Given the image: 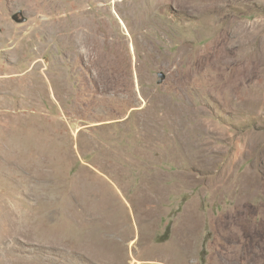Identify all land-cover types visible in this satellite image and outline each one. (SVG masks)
<instances>
[{
	"label": "rangeland",
	"instance_id": "rangeland-1",
	"mask_svg": "<svg viewBox=\"0 0 264 264\" xmlns=\"http://www.w3.org/2000/svg\"><path fill=\"white\" fill-rule=\"evenodd\" d=\"M214 1L0 0V264H264V0Z\"/></svg>",
	"mask_w": 264,
	"mask_h": 264
},
{
	"label": "bare ground",
	"instance_id": "bare-ground-1",
	"mask_svg": "<svg viewBox=\"0 0 264 264\" xmlns=\"http://www.w3.org/2000/svg\"><path fill=\"white\" fill-rule=\"evenodd\" d=\"M22 1L23 0H11V2L15 3V4H20V2H22ZM157 1H158V3H163V0H157ZM170 1L174 2V6L178 9V11H180V13H181V11L190 12L191 14L196 15V19L199 22H203V23H205L206 21H208L210 19L207 16L213 14L220 7L218 5V2H215L214 0H169V2ZM207 18H208V20H207ZM226 31L229 32V29L225 30V32L221 36L218 37V42L217 43H221L222 44V53L220 54L219 58L216 57V59H215V61L218 62L219 65L222 66V67H219V69H223V70H226V69L228 70L230 68V67L228 68V66H229L228 64L231 63V62H230L229 59H228V61H229L228 62L227 58H228V51H230L232 49V44H233V40H232V42L230 41V37L227 36ZM232 34L233 35H237V29L232 30ZM252 38H253L252 32H249V31L246 32L244 30V33H243V42L245 41L244 45H249L251 43L250 40ZM248 39H250V40H248ZM256 55H254L255 56L254 58H252V57L248 58V60H247L248 63L247 64H250V63L258 64V62L255 61L258 58V57H256ZM224 64H225V66H223ZM246 67H245L246 72H248L249 69H247ZM245 69H243V68L240 69L237 73H235L233 78H231L232 72L229 73V74H225L223 72L221 74V76L217 77V83L220 84V87H221V89L224 92L228 93L231 90L232 87H235V86L239 85L242 82V80H243L242 76L244 75L243 73H245ZM177 83H178V85H182L183 86V85H185L187 83V80L183 77V78L179 79L177 81ZM218 88H219V85H218ZM163 104H161V105H163ZM165 111H167V109ZM168 111L169 112L171 111V114L169 113L170 115L169 116L166 115V116H168V118H170L171 120L175 121L176 123L180 124V118L182 117V115L184 114L185 111L182 108H179V107L168 108ZM188 132H190V131H188ZM191 144H192V142H191Z\"/></svg>",
	"mask_w": 264,
	"mask_h": 264
},
{
	"label": "water",
	"instance_id": "water-1",
	"mask_svg": "<svg viewBox=\"0 0 264 264\" xmlns=\"http://www.w3.org/2000/svg\"><path fill=\"white\" fill-rule=\"evenodd\" d=\"M161 80L164 78V75L163 74H159Z\"/></svg>",
	"mask_w": 264,
	"mask_h": 264
}]
</instances>
